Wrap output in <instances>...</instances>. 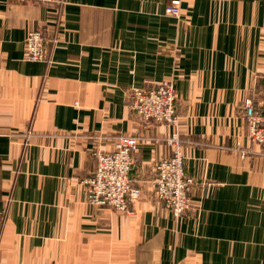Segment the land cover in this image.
I'll return each mask as SVG.
<instances>
[{"label":"crops","instance_id":"1","mask_svg":"<svg viewBox=\"0 0 264 264\" xmlns=\"http://www.w3.org/2000/svg\"><path fill=\"white\" fill-rule=\"evenodd\" d=\"M171 1L0 0V264H264V154L241 106L264 84V0H182V20ZM37 27L47 62L26 57ZM166 80L196 180L181 217L151 187L171 126L127 104ZM121 134L146 136L134 213L91 204L82 184Z\"/></svg>","mask_w":264,"mask_h":264},{"label":"built area","instance_id":"2","mask_svg":"<svg viewBox=\"0 0 264 264\" xmlns=\"http://www.w3.org/2000/svg\"><path fill=\"white\" fill-rule=\"evenodd\" d=\"M25 1L58 2L60 5L65 3V0ZM166 11L180 18L181 0H173ZM46 43L47 35L44 28L31 29L25 40L27 59L49 61ZM175 92L176 88L172 81L160 83L149 89L135 88L132 90L128 105L145 125L159 123L171 126L165 142L172 147L173 153L154 163L151 187L155 196L165 201L176 217H181L193 208L191 191L195 181L185 170L184 139L178 104L175 103ZM242 107L249 125V139L251 143L258 144L264 154V84L259 98L249 94L242 101ZM32 133L29 129L22 135L25 145L31 142L35 135ZM145 139L146 136L141 134H121L116 137L113 150L96 152V169L82 180L91 204L109 206L120 212H135V203L140 198L142 190L134 184L131 171L135 164V153ZM153 139L157 141V138ZM242 154L247 155V151L242 150Z\"/></svg>","mask_w":264,"mask_h":264},{"label":"rangeland","instance_id":"3","mask_svg":"<svg viewBox=\"0 0 264 264\" xmlns=\"http://www.w3.org/2000/svg\"><path fill=\"white\" fill-rule=\"evenodd\" d=\"M173 2V0L168 4V5H170L171 3ZM182 0H181V6H182V15H181V17L180 18H177V17H175V16H172V15H170V14H168L167 13V11H166V14H168L169 16H172V17H174V18H176L177 20H182V18H183V4H182ZM167 5V6H168ZM166 9H167V7H166ZM45 62H47V61H45ZM172 80H166V81H164V82H171ZM164 82H162V83H164ZM173 82V81H172ZM161 83V84H162ZM174 83V82H173ZM158 85V84H157ZM175 85V84H174ZM154 86H156V85H154ZM153 86H151V87H142V89H149V88H152ZM175 88H176V85H175ZM133 89H135V88H133ZM133 89H131V90H128V92H127V104H129V102H130V96H131V93H132V90ZM175 96H176V98H175V103L176 104H178V93H177V89H176V92H175ZM242 106V105H241ZM243 108V107H242ZM244 111V110H243ZM247 123H248V121H247ZM29 129H31L32 130V134H35L33 137H32V139L36 136V132H35V130L33 129V127L32 126H29L24 132H23V134H26L27 133V131L29 130ZM248 129H249V125H248ZM24 139V138H23ZM32 141V140H31ZM185 142H186V140H184V143H183V146H184V144H185ZM31 143V142H30ZM29 143V144H30ZM25 144V143H24ZM252 144H256V143H252ZM25 146V145H24ZM242 150H245V151H247V155L249 154V152H248V149H242ZM190 176V175H189ZM87 177V176H86ZM85 177V178H86ZM192 177V176H191ZM153 178V177H152ZM193 179H194V181H195V183H196V180H195V178L194 177H192ZM84 179V178H83ZM82 179V180H83ZM134 181V180H133ZM195 183H194V185H195ZM134 184H136V182L134 181ZM194 187V186H193ZM153 190V189H152Z\"/></svg>","mask_w":264,"mask_h":264}]
</instances>
